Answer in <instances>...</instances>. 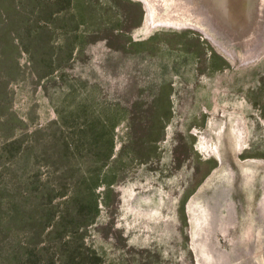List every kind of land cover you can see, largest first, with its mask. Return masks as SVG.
<instances>
[{
    "label": "rangeland",
    "instance_id": "rangeland-1",
    "mask_svg": "<svg viewBox=\"0 0 264 264\" xmlns=\"http://www.w3.org/2000/svg\"><path fill=\"white\" fill-rule=\"evenodd\" d=\"M263 185L264 0H0V264H264Z\"/></svg>",
    "mask_w": 264,
    "mask_h": 264
},
{
    "label": "trees",
    "instance_id": "trees-1",
    "mask_svg": "<svg viewBox=\"0 0 264 264\" xmlns=\"http://www.w3.org/2000/svg\"><path fill=\"white\" fill-rule=\"evenodd\" d=\"M100 171H95V172H87L86 176H80L79 179H77V184L75 186V189L73 191V195L71 196V199H73L74 201V207H72L71 212L76 214L75 217H79L80 219H82V222H86L89 223L91 222L95 216H96V211H97V195L93 192V188L97 185L99 179V173ZM91 180V183H89ZM85 183V187L80 186V184ZM105 183V182H103ZM106 184V183H105ZM109 184H106V186H108ZM109 191V190H107ZM86 203V205H82ZM90 209V215L87 214H83L84 216L80 217V214H82L83 210L85 208ZM77 222V220H75V222L73 223V225ZM55 227H59V228H64L65 226L63 225V221L62 218L59 219L56 223ZM82 227V225H77V229H75L74 231H78L80 228ZM58 229V228H57ZM52 233H56L53 231H50L48 235H52ZM60 233V232H59ZM34 237V238H33ZM35 239V235L30 234L28 236V242H32ZM67 241H65V243H67ZM64 243V244H65ZM44 243H41L40 245L35 246L36 248L39 247L37 250L40 252L43 250L42 245ZM25 249H27L25 247ZM10 257V256H9ZM9 257L7 259V261L9 260ZM14 258L17 257H12L11 260H13ZM72 258V257H71ZM8 264H14L13 262H6Z\"/></svg>",
    "mask_w": 264,
    "mask_h": 264
},
{
    "label": "bare ground",
    "instance_id": "bare-ground-1",
    "mask_svg": "<svg viewBox=\"0 0 264 264\" xmlns=\"http://www.w3.org/2000/svg\"><path fill=\"white\" fill-rule=\"evenodd\" d=\"M154 17H156V16H154ZM169 21V20H168ZM174 21V20H173ZM170 22H172V20L170 21ZM174 22H176V21H174ZM167 23H169V22H167ZM202 24V23H201ZM196 26V25H195ZM198 28H200V27H198ZM202 29V28H201ZM221 44V43H220ZM225 44H226V42H225ZM229 44V43H228ZM224 47V46H223ZM226 49V48H225ZM231 50V49H230ZM232 52H234V51H232ZM234 54V53H233ZM244 57V56H243ZM227 123V122H226ZM234 123V122H233ZM236 123V122H235ZM231 126V125H230ZM229 126V127H230ZM233 126V125H232ZM224 128V127H223ZM225 129V128H224ZM231 129V128H230ZM230 131V130H229ZM235 134H236V137H237V141L240 139V132H239V130L236 128H234V130H232ZM218 134V133H217ZM221 134V133H220ZM223 134V133H222ZM219 135V134H218ZM217 136V135H216ZM219 137V136H218ZM234 138V137H233ZM218 139V138H217ZM235 142V141H234ZM213 143V142H212ZM217 144V143H216ZM234 144V143H233ZM238 145V144H237ZM216 146V145H215ZM214 146V147H215ZM234 147L236 148V145H234ZM238 147V146H237ZM239 147H241V146H239ZM238 147V148H239ZM217 149H218V147H217ZM237 150V149H236ZM215 151V153H216V155L219 157V158H221V160H222V156L220 157L219 156V154H218V152H217V150L215 149L214 150ZM238 151V150H237ZM259 161V160H258ZM257 161V162H258ZM246 162V161H245ZM226 166V165H225ZM228 166V165H227ZM226 170V169H225ZM258 179H259V176H258ZM246 181V180H245ZM259 184V183H258ZM223 190V189H222ZM222 190H221V192H222ZM263 196L261 197V201H260V204H258V205H260L261 206V208H263L264 207V185H263ZM226 191V190H225ZM207 195V194H206ZM212 195V194H211ZM196 196V195H195ZM258 196H260V195H258ZM227 197V196H226ZM201 198L202 197H200V200H201ZM222 198V197H221ZM259 198V197H258ZM224 199L225 198H223V199H221L219 202H218V200L216 199V198H211V200L209 201V202H207V203H205L204 205H198L197 207L196 206H194L193 205V207H191V213L190 214H192L191 215V217L192 218H195V221H196V232L197 233H195V234H204V233H206V232H208V230H210L211 229V227L213 226V224H214V221H215V219L221 214L222 215V213H220V209H218L219 207H221V208H223V210H224V217L225 218H227V216L228 217H230V216H232V215H230L231 214V212L233 211V204H232V202H224ZM193 201V200H192ZM196 201H198V200H196ZM195 202V201H194ZM217 202H218V207L216 208L215 206H216V204H217ZM222 202V203H221ZM255 202V201H254ZM244 204V203H243ZM255 204V203H254ZM189 206H191V204L189 205ZM256 206V205H255ZM189 211V212H190ZM256 212V211H255ZM261 212V211H260ZM256 215V214H255ZM229 219V218H228ZM259 223V222H258ZM263 223V222H262ZM264 224V223H263ZM260 227V226H259ZM262 227V226H261ZM262 238V237H261ZM245 242V241H244ZM247 244V243H246ZM205 246H206V244L205 243H201L200 244V247L204 250V248H205ZM246 248V247H245ZM221 259H222V257H220Z\"/></svg>",
    "mask_w": 264,
    "mask_h": 264
}]
</instances>
